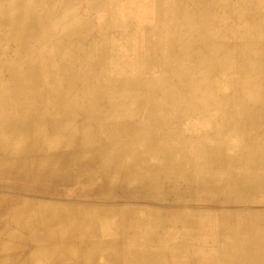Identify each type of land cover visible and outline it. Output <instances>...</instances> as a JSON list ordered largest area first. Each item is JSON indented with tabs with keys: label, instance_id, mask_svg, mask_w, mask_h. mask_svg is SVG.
Masks as SVG:
<instances>
[{
	"label": "bare ground",
	"instance_id": "bare-ground-1",
	"mask_svg": "<svg viewBox=\"0 0 264 264\" xmlns=\"http://www.w3.org/2000/svg\"><path fill=\"white\" fill-rule=\"evenodd\" d=\"M148 2L142 1L149 7L153 0ZM157 2L163 0L154 1V14L152 8L151 15L131 25L140 30L125 32L121 27L126 15H118L121 13L116 10L109 15L107 22L114 28L111 33L119 34L108 40L106 53L100 42L89 38L88 45L79 42L57 49L53 55V59H74L77 52L78 59L90 62L129 58L128 71L137 75L120 80L118 89L113 90L119 93L123 86L133 87L135 98L137 93L146 92L145 107L151 120L135 123V130L145 127L146 133L135 132L134 151L131 149L135 155L115 164L131 173L129 183L136 189L125 194L141 205L124 215L150 221L144 244L135 246L148 249L149 255L130 257V262L264 264V242L258 255L254 249L257 244L249 240L251 234L264 237V0H165L163 10ZM148 22L157 31L145 45L144 26ZM139 48L150 50V60L139 57ZM13 50L10 54L8 48L3 49L1 57L19 52L22 57L21 49ZM31 50H26L24 57L35 59ZM112 62L107 68H100V64L99 74L109 70L118 73L119 64L112 66ZM61 70L69 72L68 67ZM172 82L181 88V95L168 96ZM152 95L166 104L163 114L149 110ZM250 105L259 106L262 112L250 115L244 111ZM158 117H162L161 122L155 121ZM6 188L7 184L0 182V193ZM19 215L18 211L4 212L0 219ZM1 234L0 230V253L8 247L2 244ZM132 242L140 243L136 239ZM134 245L126 247L134 250Z\"/></svg>",
	"mask_w": 264,
	"mask_h": 264
},
{
	"label": "crops",
	"instance_id": "crops-1",
	"mask_svg": "<svg viewBox=\"0 0 264 264\" xmlns=\"http://www.w3.org/2000/svg\"><path fill=\"white\" fill-rule=\"evenodd\" d=\"M142 1L0 0V52L23 51L22 57V52L6 59L0 54V182L7 184L0 213H20L0 219L2 244L8 246L0 264H128L134 258L129 254L139 251L126 244L133 246L135 239L144 244L150 221L124 215L141 205L125 194L136 189L131 173L115 167L135 155V123H143L148 112L144 103L137 106L133 87L113 90L120 80L136 77L128 71L131 61L90 62L78 59L77 52L74 59H53L57 49L88 45L89 38L106 53L108 40L119 34L111 33L109 15L115 10L126 15L125 32L140 30L136 24L131 28L133 22L151 15L152 8L155 13V0L149 7ZM164 1L157 2L162 10ZM151 24L144 26L145 45L157 31ZM142 48L139 57L150 60V50ZM29 49L35 59L24 57ZM111 60L112 66L119 64L118 73L99 74L100 64L107 68ZM67 67L69 72L61 70Z\"/></svg>",
	"mask_w": 264,
	"mask_h": 264
},
{
	"label": "rangeland",
	"instance_id": "rangeland-1",
	"mask_svg": "<svg viewBox=\"0 0 264 264\" xmlns=\"http://www.w3.org/2000/svg\"><path fill=\"white\" fill-rule=\"evenodd\" d=\"M35 57H37V55H35ZM131 60H133V59H131ZM253 67H255V66H253ZM258 67H259V64H257V67L256 68H258ZM180 89L181 88L177 84H175V82H172V86L170 88V92L169 91L167 92L168 93V96L173 95L175 93H176V95H179L180 93H178V92H180ZM152 96H153V100L150 103V107H149L150 109L149 110L151 112L152 111H156L158 114H163L165 112L164 107L166 106V104L159 102V100L157 98H155L154 95H152ZM136 97H137L136 98L137 106H139L138 104H140V103H144L145 104L146 92L143 91L141 93H137V96ZM179 99H180V97L177 98V100H178V102H176V103H178L177 105H180L179 101H181V100H179ZM248 109L249 110L246 109L244 111L245 112H248L250 115H257L258 113L264 111V110L261 111V108L259 106H257V105H250L248 107ZM149 119L151 120V117L147 118V113H146V116L144 117V123H147L149 121ZM155 121L161 122L162 121V117H158V119H156ZM135 132H137V133H146V129H145V127L143 129L138 128V130H136ZM149 132L150 133H153V129L149 128ZM263 142H264V140H263ZM256 237L257 238H260V239H257ZM249 240L251 242H253L254 244H257L254 247V249L257 251L255 254L260 255V252H263V250L261 248V245L264 242V237L263 236H254L253 234H251V236L249 237ZM136 245H143V243L135 244L134 245V249L138 250L139 252L132 253V254H129V255H131L132 257H135V256L144 257L146 255H149L148 249H145L143 247H135ZM128 264H134V262H129Z\"/></svg>",
	"mask_w": 264,
	"mask_h": 264
}]
</instances>
